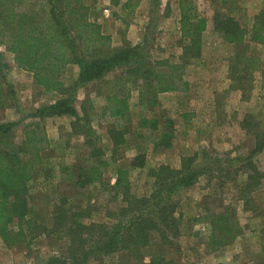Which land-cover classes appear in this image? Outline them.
Here are the masks:
<instances>
[{"label": "rangeland", "instance_id": "1", "mask_svg": "<svg viewBox=\"0 0 264 264\" xmlns=\"http://www.w3.org/2000/svg\"><path fill=\"white\" fill-rule=\"evenodd\" d=\"M128 2L130 6L124 9L109 10L120 18L121 25L116 33L110 34L113 48L124 47L126 38L133 39L135 43L141 42L151 61L167 58L178 62L183 42L176 0ZM192 2L199 15L206 18L207 28L201 36L199 56L186 63L181 60L189 89L159 94L158 104L152 106L146 100L140 102L138 90L132 85L129 111L121 119L102 117L103 94L107 88L100 89V83L94 82L78 84L76 66L65 76L69 84L66 93L53 95L37 86L30 72L15 67L13 55L1 47L9 68L6 79L2 75L4 69H0V78L4 81L0 89V123H16L11 130L14 139L23 140L24 131L38 121L31 116L35 109L58 97H71L84 119L76 124L71 116L38 121L42 135L50 144L41 151V160L30 182L28 200L36 222L32 230H27L24 241L10 247L0 239V264H42L51 255L66 256V241L50 234L51 209L60 201L70 207L91 209L89 221L111 222L109 212L123 204L112 188L115 170L128 162L129 157L139 153L145 156L144 167L131 170L129 177L132 192L142 196L151 192L150 171L159 164L179 168L182 157L199 156L203 150L209 152L211 168L194 185L176 189L171 196L181 217L173 243L155 245L152 251L145 248L144 252L149 250L145 253L161 255L170 261L168 264H255L259 260L264 253V176L258 187L249 188L251 210H245L241 186L249 169L241 166L246 164L244 158L254 148V139L241 123L250 115L253 123L264 128V44L249 40L253 18L264 8V0ZM103 4L102 7H110L107 0ZM215 13L236 17L247 30L251 51L260 58L259 69L253 72L251 91L244 97L228 78L234 47L213 29ZM117 73L112 71L106 78ZM87 126L93 128L91 145L85 142L83 133ZM111 127L122 132L126 127L125 142L113 152ZM161 137L162 143L158 144ZM250 160L264 172V149ZM99 161L105 164L103 182L79 187L76 183L79 168ZM222 206L231 209L240 234L229 245L214 249L209 240L208 221L197 222L194 218L220 211ZM120 257L119 253L112 252L90 258L86 264H121Z\"/></svg>", "mask_w": 264, "mask_h": 264}, {"label": "trees", "instance_id": "2", "mask_svg": "<svg viewBox=\"0 0 264 264\" xmlns=\"http://www.w3.org/2000/svg\"><path fill=\"white\" fill-rule=\"evenodd\" d=\"M113 3L118 4V1L113 0ZM178 7L183 52L178 62H171L167 58L151 61L141 42L132 45L127 41L124 47L113 48L111 36L103 33L100 24L90 18L91 6L84 0H0L2 75L6 79L9 68L3 60L2 46L13 55L15 67L30 72L35 84L53 95L66 93L69 84L65 76L72 66H76L78 84L94 82L100 83V89L107 88L103 92L102 117L124 118L129 111L132 85L138 90L140 102L146 100L152 106L158 104L160 93L189 89V82L183 75L184 62L199 56L207 20L199 15L192 0H178ZM213 29L224 42L234 47L228 78L244 97L251 91L253 72L259 69L260 58L251 51L247 30L236 17L215 13ZM249 37L252 42L264 44V8L254 16ZM112 71L118 73L107 79ZM2 83L4 81L0 78V89ZM31 116L38 121L71 116L75 124L84 119L71 97H58L43 104ZM251 120L252 117L246 115L241 123L254 139V148L244 158L246 164L241 166L249 169L245 171L241 186L245 210H251L249 188L258 187L264 176V172L250 160L264 149V128ZM38 121L32 122V126L24 131L23 140H16L11 135L16 123H0V239L5 246L24 241L27 230H32L36 222L28 200L30 182L34 178L35 166L41 160V151L49 144ZM124 128L123 132L109 128L113 144L111 152L125 142ZM92 129L87 126L83 132L88 145H91ZM162 137L158 144L162 143ZM95 149L99 151V148ZM211 164L207 150L200 152L199 156L182 157L179 168L161 163L150 171L153 179L151 192L137 196L132 192L130 171L143 168L145 156L139 153L129 157L128 162L115 170L112 188L120 195L123 204L109 212L111 222L89 221L91 209L88 207H70L61 201L53 205L50 234L66 241L67 254L51 255L42 264H86L90 258L112 252L121 255V264H168L170 261L163 256L147 253L155 245H171L178 233L181 217L172 193L194 185ZM104 165L99 161L79 168L76 175L78 186L84 188L91 183H102ZM194 220L208 221L211 228L209 240L214 249L229 245L240 234V227L228 206ZM145 248L149 249L145 251L147 253ZM255 264H264V253Z\"/></svg>", "mask_w": 264, "mask_h": 264}, {"label": "crops", "instance_id": "3", "mask_svg": "<svg viewBox=\"0 0 264 264\" xmlns=\"http://www.w3.org/2000/svg\"><path fill=\"white\" fill-rule=\"evenodd\" d=\"M118 4H114L113 0H107V2L109 3L110 7H102L101 5H104V0H84L86 5H90L91 6V11H90V18L94 19L97 23L100 24L101 26V30L103 33L105 34H113L116 33L118 28L121 26L120 25V18L116 17L113 14H110L109 10L113 9V8H120V9H124L128 6H130L129 4V0H117ZM176 4H177V10H178V17H179V7H178V0H176ZM131 25V26H130ZM133 24H129L128 28L131 29ZM207 28V27H206ZM127 41L130 44H136L138 42H134L133 39L132 41L128 38H126ZM162 94V93H160ZM163 94H171V92H165ZM159 97V94L157 96V98ZM159 100V98H158ZM54 117H60V116H54ZM52 118V117H50ZM50 144V142H49ZM115 180V179H114Z\"/></svg>", "mask_w": 264, "mask_h": 264}]
</instances>
